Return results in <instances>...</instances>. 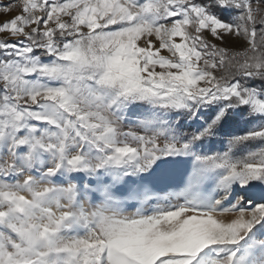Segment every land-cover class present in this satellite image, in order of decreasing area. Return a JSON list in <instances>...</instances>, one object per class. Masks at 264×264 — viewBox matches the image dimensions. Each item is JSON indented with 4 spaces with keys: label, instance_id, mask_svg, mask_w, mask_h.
I'll list each match as a JSON object with an SVG mask.
<instances>
[{
    "label": "snow or ice",
    "instance_id": "6c2138e0",
    "mask_svg": "<svg viewBox=\"0 0 264 264\" xmlns=\"http://www.w3.org/2000/svg\"><path fill=\"white\" fill-rule=\"evenodd\" d=\"M0 17V264H264V0Z\"/></svg>",
    "mask_w": 264,
    "mask_h": 264
},
{
    "label": "rangeland",
    "instance_id": "374dc122",
    "mask_svg": "<svg viewBox=\"0 0 264 264\" xmlns=\"http://www.w3.org/2000/svg\"><path fill=\"white\" fill-rule=\"evenodd\" d=\"M4 2H7V0H4ZM0 19H3V17H0ZM229 43H231V41Z\"/></svg>",
    "mask_w": 264,
    "mask_h": 264
}]
</instances>
